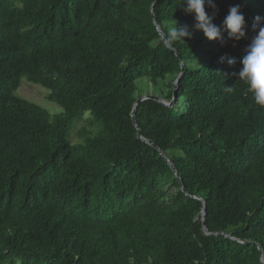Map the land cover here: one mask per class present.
<instances>
[{
    "label": "trees",
    "instance_id": "obj_1",
    "mask_svg": "<svg viewBox=\"0 0 264 264\" xmlns=\"http://www.w3.org/2000/svg\"><path fill=\"white\" fill-rule=\"evenodd\" d=\"M155 2L0 0V264L264 261V109L232 75L264 0L206 7L217 26L235 5L245 18V38L223 45L171 37L172 18L195 19L181 0ZM180 73L172 106L147 99L135 123L186 193L131 118L138 80L169 103ZM23 78L62 113L15 95Z\"/></svg>",
    "mask_w": 264,
    "mask_h": 264
},
{
    "label": "clouds",
    "instance_id": "obj_2",
    "mask_svg": "<svg viewBox=\"0 0 264 264\" xmlns=\"http://www.w3.org/2000/svg\"><path fill=\"white\" fill-rule=\"evenodd\" d=\"M186 5L185 11L194 17L195 23L192 30L187 25L177 27V22L172 18L170 26L171 37L177 40L190 39L193 31H200L209 41H219L222 45L226 43L224 33L228 41H236L245 38V18L240 12L238 5L229 8L227 16L222 24L217 26L213 23L212 16H209L206 7L217 10L214 0H181ZM255 35L244 49L239 60V70L232 75L245 87L255 105L264 109V17H256L253 24ZM227 61L229 66H235L237 60L232 57H221V62ZM231 92V87L227 88Z\"/></svg>",
    "mask_w": 264,
    "mask_h": 264
},
{
    "label": "rangeland",
    "instance_id": "obj_3",
    "mask_svg": "<svg viewBox=\"0 0 264 264\" xmlns=\"http://www.w3.org/2000/svg\"><path fill=\"white\" fill-rule=\"evenodd\" d=\"M170 28V26H169ZM190 30H192L191 26H188ZM201 33L200 31H193ZM137 92L138 94L147 95V94H154V88L149 84V86L146 85L145 80H138L137 81ZM15 95L26 99L30 102H33L40 107L44 108L51 116L57 115L62 113V109L57 105L48 100V90L42 88L39 85H35L32 83H29L26 78H23L21 80V85L18 88V90L15 92ZM89 115L88 113H85L83 115V119L79 122H76L71 130V142L72 143H78L81 140V137L79 135V131L85 126H87V121ZM89 129V128H87ZM163 190L172 193L176 189L173 186H165L163 187Z\"/></svg>",
    "mask_w": 264,
    "mask_h": 264
},
{
    "label": "water",
    "instance_id": "obj_4",
    "mask_svg": "<svg viewBox=\"0 0 264 264\" xmlns=\"http://www.w3.org/2000/svg\"><path fill=\"white\" fill-rule=\"evenodd\" d=\"M156 2H158V0H156ZM156 2H155V3H156ZM152 20H153V25L155 26L156 31L158 32L159 36L161 37V41H162V42H163V43H164V44H165V45H166V46H167V47H168V48H169L174 54L177 55L176 51H175V50H174V49L168 44V42H167V37H166L165 33L163 32V29H162L159 25H157V23H156V21H155L154 14H153V9H152ZM182 67H183V65L181 64V69H182ZM180 77H181V73L179 74V76L177 77V79H176V81H175V83H174V86H173V98H172V100H171L169 103H168V102H165V101L162 100L161 98L156 97V96L151 95V94L142 95L141 97H139V98L136 100V102H135V104H134V106H133V109H132V112H131V118H132V122H133L135 128L137 129L138 137H139L141 140H143L145 143L151 145L152 147H154L155 149L158 150L159 154L163 157V159L165 160V162L169 165L170 169H171L172 172L174 173V176L177 178V180H178V182H179V186H180L181 191L184 192V193H186V191H185L184 187L182 186V183H181V181H180V179H179V177H178L177 171H176V169L174 168V166L172 165L171 161L166 157V155H165L164 153L161 152V150H159V148H158L156 145H154L152 142H150V141H148V140H146V139L143 138V136H142V134H141V132H140L138 126H137L136 123H135V110H136L138 104H140L141 102H143V101H145V100H147V99H152V100H155V101L161 102V103H163V104L166 105V106H172L174 100L176 99L177 83H178ZM198 199L202 201L201 198H198ZM201 222H202V226H203V231H204L206 234H209V233L207 232L206 227H205V209H204V207H203V210H202V218H201ZM221 234H223V233H221ZM227 237L232 238L231 235H227ZM250 244L255 245V244H253V243H250ZM261 263L264 264L263 259L261 260Z\"/></svg>",
    "mask_w": 264,
    "mask_h": 264
}]
</instances>
